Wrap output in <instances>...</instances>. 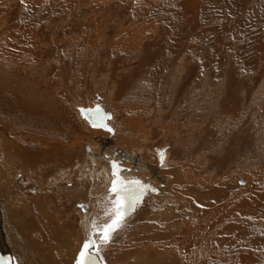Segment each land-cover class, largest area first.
Returning a JSON list of instances; mask_svg holds the SVG:
<instances>
[{
    "label": "rangeland",
    "instance_id": "374dc122",
    "mask_svg": "<svg viewBox=\"0 0 264 264\" xmlns=\"http://www.w3.org/2000/svg\"><path fill=\"white\" fill-rule=\"evenodd\" d=\"M34 1H0V264H77L113 162L145 171V160L162 177L142 181L150 197L170 184L177 226L193 227L200 209L188 205L209 188L219 204L264 195V0ZM97 108L103 127L88 119ZM252 223L255 247L213 245L198 264H264V220ZM169 247L143 250L183 264ZM245 251L255 261L237 263Z\"/></svg>",
    "mask_w": 264,
    "mask_h": 264
},
{
    "label": "bare ground",
    "instance_id": "6f19581e",
    "mask_svg": "<svg viewBox=\"0 0 264 264\" xmlns=\"http://www.w3.org/2000/svg\"><path fill=\"white\" fill-rule=\"evenodd\" d=\"M0 1H2V0H0ZM61 1H63V0H52L51 4H56L57 2H59L62 5L64 2H61ZM30 2H32V0H30ZM33 2L35 3L34 0H33ZM35 5H36V3H35ZM56 5H58V4H56ZM38 6L40 7L39 3H38ZM42 6H43V4H42ZM28 7H29V5H28ZM7 37H9V36H7ZM16 38L17 37L12 38V42L10 43V45L8 47L9 48L8 49L9 50L8 55H10V57H6L7 59H10V62H13V63L15 60L11 59V57H14V55H16L15 54L16 48H18V45L15 43ZM23 39H25V38H23ZM4 40H5V38H4ZM25 44H26V41H24L23 44H21V45L24 46ZM23 52H26V50ZM0 80H3L6 82V80L4 78H0ZM3 85H2L3 86L2 89L4 91L3 93L6 96L7 93L9 92V89H8L9 85L5 86V83ZM6 97H8V96H6ZM8 98H9L8 102L10 104H12L13 103L12 99H14V96H11V98L10 97H8ZM1 99H3V98H1ZM14 108H15L14 106L11 107L10 112H8L9 115L13 116L14 111H12V110H14ZM2 121L4 122L5 120L2 118ZM10 124L12 126L15 125L13 120H12V123L10 122ZM14 134L15 133H12V136ZM22 141H24V140H22ZM26 142L28 143L29 146H31L32 141L30 139L26 138ZM92 156H93L91 158L92 163L95 165L98 164L99 159L94 156V153L92 154ZM133 158L134 157H130V159H133ZM142 162H145V163H143L144 167L148 166L150 168V165L145 160L140 161L138 166H140ZM167 163L168 162H166L165 164L163 163V164L166 165ZM149 168L146 167L145 171H147ZM120 169H121V175L122 176L123 175L126 176V174L130 175V177L128 176L127 179H124L123 178L124 176L122 177V179H124L125 181H127V180H129V181H132V180L140 181L137 172H139V171L145 172L141 167H139L137 169L135 168V170H128L129 168H120ZM149 171L151 174L148 173ZM149 171L145 172L146 173L145 175H144V173H139L140 178L144 177V178H141L142 180L140 181L142 185H144L143 182H145L146 181L145 179H148V177H151L152 181H150V182H153L154 184H156L157 181L162 183V180H161L162 177L155 179V178H153V175L155 173L154 170L151 169ZM106 178H107V173H106V175H104V173H103L102 174V180H100L102 182V187H103V184L108 183V180H106ZM165 179H168V178H165ZM109 180H110V178H109ZM155 181H156V183H155ZM165 183H168V182H165ZM22 184H24V183H22ZM169 185L170 184H168V186ZM147 186L145 185V187L148 189L149 186L148 187ZM158 186H160V185H158ZM168 186L166 184V186L163 190L162 189L158 190V194L152 195L154 197H150L151 195L149 194V192H148V194L146 192H144V194H146L145 198L141 199V197H140L139 201L135 204V206L133 208L129 209V211H128L129 214H127L125 216V219L123 220L122 226L120 228H118L119 230H117L116 233L115 232L112 233V235L110 236V239L107 243H101L99 236L94 233L93 229L90 230V233L88 231H86L87 226H90V221H88V224H87V222H85L84 223V230H83V239L86 238V240H91L94 243V246L88 250V256L90 257L88 264H160L159 258L161 256L159 253H156L155 251H152L151 249L146 250L147 248H145V250H143V247L145 246V242L147 240L156 241L157 245H159L160 248L172 246L169 248L171 249V251L176 252V254H178L177 256H181L184 259L183 264H198V262L201 263L203 260V256L205 254H210L209 249H210V246L213 247V245L218 246L221 249V248L225 247V244H226L227 247H225V248L231 249V248L237 247V249H239L238 246H240L242 244L247 249L249 247V250H250V248L255 247L259 243L258 239L255 238L254 234H253V232L255 231V230L253 231V229L255 228L254 227L255 224L252 223V219H254L256 216H258L259 221L264 220V195H260V196L253 195V198H250L249 200H242V202L237 204V205H235V203L233 201H229V202L226 201L223 204H219V203L213 202V201L217 200L218 195L220 194L221 191L214 189L212 192V194H214V195H212L211 193H209L210 188L207 190V188L205 186L203 187L202 185H200V187H203V190H196L195 189L194 193L199 191L197 193H201L200 194V197H201V195L203 193H205L206 190H207V192H206V195H203L200 199H198L194 196L195 197V198L193 197V199H195L194 203H191V205L190 204L188 205L189 208H192V209L196 208V210L200 209L198 216H196L195 223H194L193 227L189 226L190 227L189 228V227H186L187 225L186 226H182V225L177 226L176 224L172 223L173 222L172 217L174 216L173 211H172V209L168 210V206H167V204L169 205V203H170L169 201L167 202V200H169V198H167V197H168L169 191L171 190V189L169 190L170 186L169 187ZM150 188L153 189L152 187H150ZM101 189H103V188H101ZM193 191H194V189H193ZM166 192H168V193H166ZM172 192H171V194H172ZM98 193L100 195L101 191H98ZM166 194H167V196L165 198ZM156 195H158V196H156ZM160 198H162L163 201L165 202L164 205L158 203L157 205H153L152 207L150 206L152 204V202L157 201ZM114 199H115L114 196H111L110 194H108L107 196L102 197L100 199L101 201H99V200H98V202L96 201L95 203H97V204L93 203L92 205H90V206H94V205L96 206L97 205L96 208H93L94 209L93 213H94V217H95L94 218L95 221L93 223L94 226H96V227L100 226L101 223L99 224L98 222H96L97 219H99V217H100L101 221L105 220V218H106L105 213L102 214V211H101L102 206L110 205L111 201ZM210 199H212V201H210ZM88 201H90V200H88ZM174 202L176 203V201H174ZM79 205L80 204H78V207H79ZM83 205H85L87 208L86 204H83ZM173 206L175 207L177 205H173ZM110 208H111V205H110ZM162 208H163V210H161ZM104 209H105V207H104ZM106 209H108V208L106 207ZM160 210L168 212L166 219L163 218L164 216H161L164 221H168L171 218L170 219L171 222L167 225V227L166 226L164 227V225L161 226L160 223L155 220V219H158L157 216H160V215H156V212H160ZM83 212L85 214L88 213L87 210H85ZM133 215L135 217L137 216V218L134 217V219H137V221H135V220L133 221ZM153 216H155V218ZM83 219L85 220L86 217H84ZM222 220L224 222H221ZM250 220H251V222H250ZM174 222H175V220H174ZM81 223L83 225V222H81ZM165 223L166 222H164V224ZM171 224L173 225V227H169V225H171ZM154 226L157 228L155 229ZM159 229H161V230H159ZM48 230H50V229H48ZM257 231H259V232L262 231V227L258 228L256 230V232ZM251 234H253V235L251 236ZM47 236H48V238L49 237L51 238L54 235H53V233L48 232ZM263 244H264V242H263ZM202 246H206V248L203 247L204 248L203 249ZM70 247H71V244H70ZM80 251L78 252V254L76 256V261L80 258L79 257ZM232 251H236V250L233 249ZM172 254L173 253L171 252V255ZM250 255H251L250 251L249 252L248 251L242 252V254H240V257L237 259L238 260L237 263H240V260H242V259H246V261L248 260L249 262H254L255 260H253V258ZM163 256H165V255H163ZM172 257H173V255H172ZM131 259L134 260L135 262H133ZM229 260H231V259H229ZM229 260L228 259H224V260L222 259V262L220 264H228V262H231Z\"/></svg>",
    "mask_w": 264,
    "mask_h": 264
},
{
    "label": "snow or ice",
    "instance_id": "6c2138e0",
    "mask_svg": "<svg viewBox=\"0 0 264 264\" xmlns=\"http://www.w3.org/2000/svg\"><path fill=\"white\" fill-rule=\"evenodd\" d=\"M81 114L84 115V110H81ZM88 119L92 121L93 126L103 127V116L100 113V109L97 108L94 112H90ZM160 157V162H164L163 152L157 153ZM112 177L110 181V187L108 188V194L114 196L115 199L111 201V208L105 212L106 216H111L110 220L103 225L94 226V233L99 236L101 243H107L112 233L118 230L122 226L123 220L127 215L129 209L133 208L139 201L140 196L145 190V186L138 180L125 181L121 176V169L113 162L111 164ZM94 246L91 240H87L79 253V259L77 264H88L90 257L88 256V250ZM98 247V246H97Z\"/></svg>",
    "mask_w": 264,
    "mask_h": 264
},
{
    "label": "water",
    "instance_id": "95a60500",
    "mask_svg": "<svg viewBox=\"0 0 264 264\" xmlns=\"http://www.w3.org/2000/svg\"><path fill=\"white\" fill-rule=\"evenodd\" d=\"M241 184H244V183L242 182ZM79 207H80V209H81L82 211H85V210H86V206L83 205V204H80Z\"/></svg>",
    "mask_w": 264,
    "mask_h": 264
}]
</instances>
